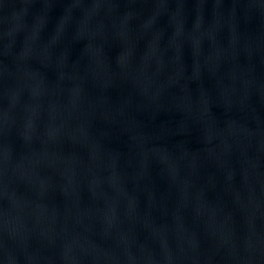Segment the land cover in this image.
Instances as JSON below:
<instances>
[{
    "label": "water",
    "instance_id": "water-1",
    "mask_svg": "<svg viewBox=\"0 0 264 264\" xmlns=\"http://www.w3.org/2000/svg\"><path fill=\"white\" fill-rule=\"evenodd\" d=\"M0 264H264V0H0Z\"/></svg>",
    "mask_w": 264,
    "mask_h": 264
}]
</instances>
